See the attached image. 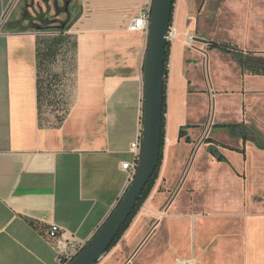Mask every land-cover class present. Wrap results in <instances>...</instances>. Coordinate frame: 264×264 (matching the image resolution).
I'll use <instances>...</instances> for the list:
<instances>
[{
  "label": "crops",
  "instance_id": "0c3cea01",
  "mask_svg": "<svg viewBox=\"0 0 264 264\" xmlns=\"http://www.w3.org/2000/svg\"><path fill=\"white\" fill-rule=\"evenodd\" d=\"M151 1L128 0L123 4L121 0H80L83 12L80 10L72 27L45 40L47 45L41 48V42L48 36L41 28L32 29L40 26L34 14L26 15L28 11L36 15L45 6L50 11L51 1L0 0V264H59L63 239L71 237L88 242L127 191L131 176L123 164L135 162L141 151L143 66L148 44V34L131 31L128 24L140 14L142 5ZM191 5L181 4L175 12L178 35L169 59L167 142L156 181L158 189L165 182H241L236 168L243 169L246 162L259 163L258 158L248 157L246 144L252 143L256 151L264 153L255 143H244L242 138L215 127L223 123L254 126L244 121L216 123L212 130L241 140L243 147L225 146L212 138L226 158L219 161L208 152L209 143L205 141L212 167L224 172L220 173V169L207 172L203 178L197 175V153L193 165L185 172L187 146L194 142L189 131L195 125L191 122L200 113L199 105H191L194 94L191 88L200 82L196 80L195 56L188 42ZM246 18L264 26V6L258 7L256 14H246ZM55 38L62 41L55 50H49ZM71 40L73 51L68 54L64 48ZM68 60L72 64L71 72H66L65 67L59 72L60 67L68 65ZM50 67L56 72L52 73ZM241 74L251 75L242 71ZM68 77L73 78L69 98L63 114L53 115L52 121L43 110L44 91L52 92L57 82L66 86ZM183 127L186 135L181 138ZM187 137L191 142L186 141ZM136 143L139 145L134 148ZM240 149H245V153ZM155 199L147 202L148 208H155L163 196ZM215 200L223 203L220 195ZM214 221L217 234L222 224L218 219ZM213 224L199 214L188 219L172 217L170 246L134 247L121 242L97 264H119L120 252L124 253L123 264L140 263L147 257H157L156 264H173L174 256L185 250L181 236L192 227L200 236L199 257L178 258V264H207L210 257L214 264H222L223 260L235 264L240 255L245 264H264V239L259 241L264 238L263 224L244 229L247 237L242 254L233 242L229 247L219 243L206 254L207 243L201 242L202 234L210 233ZM52 226L59 227L61 233L52 236ZM131 234L132 230L128 235Z\"/></svg>",
  "mask_w": 264,
  "mask_h": 264
},
{
  "label": "rangeland",
  "instance_id": "374dc122",
  "mask_svg": "<svg viewBox=\"0 0 264 264\" xmlns=\"http://www.w3.org/2000/svg\"><path fill=\"white\" fill-rule=\"evenodd\" d=\"M50 1V11L46 6L38 11L42 12L44 16L49 12L50 16L56 18L55 21H52L55 23L46 29L38 28L40 31H45L44 34L48 36L42 37L44 41L41 42V48H45L47 45L45 40L53 38L60 31L58 26L71 23L80 10L81 13L83 12L80 0H71L72 12L69 15L66 13V5L63 0H59L57 6H55L54 0ZM121 1L124 4L128 0ZM189 3L192 5L188 22L189 25L191 23L192 25L188 35L192 33L195 37L189 50L195 56L193 60L195 73L198 77L196 80L200 81L196 85L193 84L194 86L191 88L194 93L191 105H195L194 103L199 105L200 113L191 122L195 125L189 131L194 142L187 146L189 156L185 172L193 165L197 153L199 162L195 167L196 174L203 178L207 172L212 173L220 169L213 168L210 159H208L207 144L205 143L208 137L214 138L225 146L243 147L241 140L231 138L226 132L212 130L214 124L244 121L264 134V76L242 75L232 55L219 51L217 48H211L212 44L238 46L242 50L254 51L264 56V26L255 25L256 21L246 18V14H256L257 8L264 6V0H176L173 26H175V12L179 6L181 4L187 6ZM28 12L26 17H29L30 14L36 16L34 11ZM249 21L251 22L249 23ZM41 24L45 25L44 22ZM50 24L52 23L50 22ZM32 29L35 30L37 27ZM72 43L73 40L70 41V45L67 44V47L64 48L68 49V54L73 51ZM67 58L71 59V55H68ZM68 61L66 63L68 65L64 64L60 67L62 69L59 72H63L64 67L66 72H71L72 64L70 60ZM50 69L52 73L56 72L54 67H50ZM45 74L43 73V76ZM72 79L68 77L66 86L57 82L52 92L44 91L43 110L46 111L50 120H54L53 115L61 116L63 114L62 110L65 108L72 87ZM196 80L193 79V82ZM246 150L248 157L250 159L258 158L259 163L246 162L243 169L236 168L241 182H172V184L165 182L160 189H158L159 182H156L151 195L118 243H130L134 247L138 244H145L144 246L159 244L168 247L171 244L169 239L171 218L188 219L199 214L210 219L211 224L215 222V219H218V223L222 224L221 231L217 234L214 233V224L210 228L211 234L209 231L202 234L201 242L207 243L204 248L206 254H209L219 243L229 247L231 242H233L234 248L241 251L242 254L243 244L247 237L244 229L257 223L264 225V153L256 151L252 143L246 144ZM223 172L224 169H220V173ZM175 195L176 197L171 201ZM216 195H220L223 203H218L215 200ZM159 196H163V199L156 204V207L148 208L147 202L150 199L156 200L155 197L158 199ZM131 230L132 234L128 235ZM209 236H211L210 239ZM181 239L185 250L174 256L173 264H178L176 262L178 258L189 260L193 255L199 257L197 250L200 244L199 233L194 232L192 227L188 233L181 236ZM263 239L262 237L259 241ZM118 255L120 256L118 263L123 264L124 253L120 252ZM206 262L214 264L215 260L210 257L206 259ZM226 262L223 260L221 263L226 264ZM156 263L157 257H147L146 260L135 264ZM128 264L133 263L129 261ZM235 264H245L241 255L235 260Z\"/></svg>",
  "mask_w": 264,
  "mask_h": 264
},
{
  "label": "water",
  "instance_id": "95a60500",
  "mask_svg": "<svg viewBox=\"0 0 264 264\" xmlns=\"http://www.w3.org/2000/svg\"><path fill=\"white\" fill-rule=\"evenodd\" d=\"M173 8L174 0H152L148 44L143 66V131L136 174L104 224L68 264H97L103 258L132 214L159 165L163 132L167 35L173 17Z\"/></svg>",
  "mask_w": 264,
  "mask_h": 264
},
{
  "label": "trees",
  "instance_id": "16d2710c",
  "mask_svg": "<svg viewBox=\"0 0 264 264\" xmlns=\"http://www.w3.org/2000/svg\"><path fill=\"white\" fill-rule=\"evenodd\" d=\"M176 0H174L175 4ZM69 13V11H68ZM173 13H174V8H173ZM35 20L39 21L40 26H36L37 28H42L46 29L48 26L53 25L52 21H55L56 18H53L50 16V14L46 13L45 16L42 14V12H37L36 16L34 18ZM57 21V20H56ZM41 22H44L45 25H42ZM50 22L52 24H50ZM173 23V17L171 20V25ZM73 25V21L68 24H63L59 27V30L62 34L65 33V31H68ZM56 26V25H55ZM33 28V27H32ZM21 30H28L29 28L25 27H20ZM56 39V38H55ZM62 41V38H58L54 40L52 43L49 44L48 49L49 50H55L56 46ZM212 49L217 48L220 51H223L224 53L231 54L234 58V60L237 62L239 67L241 68V71L243 74H251V75H260L264 76V56L259 55L254 51H245L238 46H220L217 44H212L211 46ZM170 54H171V44L167 42V48H166V62H165V85H164V108H163V132H162V143H161V154H160V161L159 165L154 172L151 180L147 184L146 188L144 189L141 198L139 199L136 207L134 208L132 214L126 221V223L123 225L119 235L116 237V239L113 241L109 249L106 251L108 253L112 248H114L124 233L130 228L133 220L136 218L138 215L140 209L146 202V200L149 198L156 181L159 177L161 165H162V160L164 156V146H165V138H166V113H167V82H168V74H169V59H170ZM216 128H222L227 130L231 136L233 137H240L243 139L244 143L251 141L255 143V145L259 148L264 150V135L260 133L258 130L255 128L246 125L245 123H223V124H216ZM186 135L185 128L183 127L180 131V137H184ZM187 142H191V139L189 137L186 138ZM206 143H209L208 147V152L211 153L213 156H215L219 161H226V158L223 154L220 153L218 150V143L212 139V138H207ZM242 153H245V149H240L239 150Z\"/></svg>",
  "mask_w": 264,
  "mask_h": 264
},
{
  "label": "built area",
  "instance_id": "2783aa9c",
  "mask_svg": "<svg viewBox=\"0 0 264 264\" xmlns=\"http://www.w3.org/2000/svg\"><path fill=\"white\" fill-rule=\"evenodd\" d=\"M151 12H152V1L146 4L145 6H143L140 14L129 22L128 29L131 31H143L149 34ZM177 35H178L177 28L171 25L170 30L167 35V42L171 44V47L173 43L175 42ZM194 39H195L194 35L190 33L188 35L189 45L194 42ZM165 142H167L166 138H165ZM138 145H139L138 143L133 144V147L137 148ZM140 147H141V142H140ZM139 156H140V152L135 162H132V163L126 162L123 164V168L129 170L130 172L131 181L134 178L136 171H137ZM59 233H61L60 228L57 226H52L50 230V234L52 236H57V234ZM86 243L87 242H82V241L76 240L75 238H71V237L64 238L62 242L63 252H61L58 258L59 264H68L84 248Z\"/></svg>",
  "mask_w": 264,
  "mask_h": 264
},
{
  "label": "flooded vegetation",
  "instance_id": "af4514ba",
  "mask_svg": "<svg viewBox=\"0 0 264 264\" xmlns=\"http://www.w3.org/2000/svg\"><path fill=\"white\" fill-rule=\"evenodd\" d=\"M63 1L65 2V5H66V13H68V9H69V7H70V2H71V0H63ZM54 2H55V6H57L59 0H54ZM48 11H49V10H48ZM48 14H49V12H48Z\"/></svg>",
  "mask_w": 264,
  "mask_h": 264
}]
</instances>
